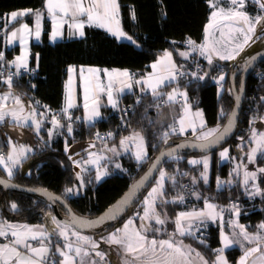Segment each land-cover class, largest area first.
<instances>
[{
  "label": "trees",
  "instance_id": "trees-1",
  "mask_svg": "<svg viewBox=\"0 0 264 264\" xmlns=\"http://www.w3.org/2000/svg\"><path fill=\"white\" fill-rule=\"evenodd\" d=\"M45 3L46 0H0V16L24 9H31L33 12L39 10L43 15L42 41L31 45L32 74L13 78L10 86L20 97H26L35 103L39 115L43 118V127L35 141L34 153L14 169L11 179L22 185L50 189L66 198L76 213L94 216L100 214L120 197L129 185L147 169L166 145L162 140L163 133H169L168 142L185 139L190 135L171 133V128L178 129V119L183 113L182 103L165 101L161 104L171 85L161 88L159 90L161 95L154 97L152 92L142 93L139 85L136 84V94L125 95L123 98L122 105L130 108L123 115L125 124L121 127V118L111 108L106 110L105 119L92 125L85 124L81 120L82 110L76 109L74 111L75 120L73 124H70L73 137L68 138L67 141L83 145L86 141L95 140L94 135L97 131L112 133V136H107V139L100 143L109 153V160L121 166L116 168L113 164L107 165L109 173L99 181L96 180L95 170L82 172L84 184L81 187L76 177V173L81 171L73 163L74 159L69 160V155L65 152L66 142L63 135H66L69 124L64 116L59 119L65 126L63 135L52 140L50 145L46 142L53 116L47 112V108L57 109L63 106L68 67L70 65H98L102 68H127L138 80L149 70L150 63L165 50L175 51L176 48H183L185 46L180 42L189 39L200 42L204 36L211 8L208 0H119L121 25L132 36L135 43L118 41L105 30L96 26H88L83 38H73L51 44L49 42L51 20ZM133 12L135 19L132 18ZM34 16H23L17 23L24 20L33 22ZM8 28H2L1 40ZM1 49L5 56L4 64L19 53L18 46L8 50L2 43ZM37 54L39 55V67L35 71L33 69ZM181 61L179 60L178 64ZM219 63L213 62L209 65L205 62L207 75L204 80L188 77L178 84L180 89L187 92L188 100L193 108L203 111L207 123L205 128L209 129L217 125L222 126L234 105V95L230 84V74L234 66L228 62H222L224 69L220 71ZM222 72L225 74V79L222 82L223 91L219 93L220 85L214 82L213 78L216 79L215 75ZM240 79V77L237 78L238 85ZM2 88H6L5 85L0 87ZM262 97H264V61L247 79V94L234 137L224 146L210 153L213 163L207 183L201 177V173L205 171L203 165L190 164L189 161L192 156H202L208 153L186 151L176 155L179 159L168 158L164 162L161 169L175 178V183L165 180L163 200L168 202L161 204L159 201L156 208L161 218H167L164 224L166 229L161 235L148 231L149 235L169 238L175 231L174 221L177 214L194 205L203 204L206 200L215 202L224 208L226 216L231 205L235 204L242 213V221L249 223L248 227L252 231H256L258 225L264 222V175H258L255 181L249 180L247 185L244 183V165L246 163L248 167L250 166L247 154L254 144L251 139L252 130L257 126L258 121L264 119V99ZM221 110L226 115L222 116ZM7 125V123H0V150L4 153L9 147L2 137V132ZM138 132L144 135L146 141L148 157L144 162L138 163L132 152L118 156L111 151L113 146L120 145L121 139ZM226 147L230 148L231 155L236 156L241 170H244L239 175L234 174L231 159L224 163L220 162V150ZM256 166L264 167V155L258 156ZM157 177L151 187L142 193L123 217L105 225L107 227L105 233L115 231L130 216L136 215L135 222L140 224L141 219L138 218L137 213L139 216L144 213L143 201L155 185ZM194 179L195 182H193ZM218 180L224 182L219 187ZM253 183H256L261 190V194L255 199L249 198L248 195ZM66 188H73V194L68 195L65 192ZM195 194H198L200 198L197 199ZM179 196L184 197L183 202L172 203ZM13 204L16 205L15 209L12 208ZM59 208L63 215L68 216L65 206L60 204ZM48 214L54 216L53 206L41 195L7 189L0 184V218L2 220L14 219L26 223H42ZM157 226L155 222H152L151 228ZM205 232L208 238H203V244L199 242V239L191 236L181 237L177 234L176 238L190 244L211 264L216 259L215 249L220 246L219 226L208 225ZM240 253L241 250L237 247L227 251L232 262L236 261Z\"/></svg>",
  "mask_w": 264,
  "mask_h": 264
},
{
  "label": "snow or ice",
  "instance_id": "snow-or-ice-1",
  "mask_svg": "<svg viewBox=\"0 0 264 264\" xmlns=\"http://www.w3.org/2000/svg\"><path fill=\"white\" fill-rule=\"evenodd\" d=\"M231 4L233 6H238L239 8H242L245 0H230ZM256 2L259 4V7L261 10H264V0H256ZM209 6L211 8L217 9L215 11H212L211 13V19L215 20L217 17H221L224 21H234L236 24H239V27H236L233 29V31L237 33H242L244 36L243 44L237 45V49L235 53L229 52L227 55L221 54L213 45L210 43H204L201 45H196L194 41L188 40L187 44L191 47L193 52H198L200 56H203L206 58L209 65L213 64V56H217L220 60H235L236 56L240 54L241 51H243L244 45L248 43V41L252 38L250 33H255L257 26H260L261 30L264 31V15H258L255 18L250 17L247 13L239 10H233L228 9L225 10L223 8H218L217 0H208ZM45 7L47 8V12L49 15H51L53 22H54V29L52 32V39L55 40L59 35H61V32L58 30L60 26L63 25L65 22L64 17H67L70 15L71 19L74 21V23L70 27H74L79 31V35L83 36V28L85 26V22L89 25H96L98 27L106 28L107 31H109L112 35L116 36L117 39L120 38H126L129 41L132 40L130 36H127V34L120 28V22L118 19V12H119V4L117 0H89L87 6L85 4V0H46ZM11 20L15 21L19 17L27 16V15H35L36 21H35V36L38 39L40 36V30H41V16L42 13L39 10H36L33 12V10L29 9L23 12H12L11 14ZM59 16V24L56 23L57 18ZM86 16V21H80L79 17ZM132 18L135 19V13H132ZM238 18V19H237ZM245 25H247V28L245 29ZM213 27V25L210 23L208 26H206L205 31L208 32L209 28ZM31 29H29V26L27 24L21 25V28L17 29L16 31H13L11 33V36L8 40V43L11 44L17 39L18 33H30ZM19 40L21 44H26L27 41L25 39V36L23 34L19 35ZM135 43V41H132ZM3 53L0 52V59L3 58ZM181 56L187 57L189 53L182 52L180 53ZM254 59V58H253ZM15 63L17 72L16 74H20V69H24L27 71V57L26 56H20L16 58ZM251 61L246 62L247 64H250ZM160 67H164L167 69V76L163 77H156L155 76V70ZM152 69L154 70L153 74H150L147 79L137 80L135 83L146 85V88H142V91H147L148 89H151L152 95L154 97H158L161 95L157 89L165 84V82H171L177 78V72L178 69L176 68V65L172 62V53L171 52H165L163 56H161L156 63H153L151 65ZM73 69H69V72H72ZM83 71V70H82ZM90 72H98L99 70L95 69H89ZM120 75L127 78L128 81H131V77L129 76L127 71H124L123 73H120ZM180 76L184 75H191L194 79L197 80H203L207 73L204 75H198L196 72L192 73H184L179 72ZM110 79L107 84V86H103L100 83H96L95 87H90L89 83H85L84 87V99L85 104L84 108L86 112L88 113L85 119L88 122H93L95 118L101 117L100 113V107H101V101L99 99L100 93H106L107 95V103L111 105L113 108H116L118 106V102L116 99L113 98V81L111 79V74H109ZM223 75L219 77V80H223ZM11 76H9L7 83L9 86H11ZM132 84L130 82H126L124 84L123 88L116 89L117 92H123L124 88L131 89ZM91 93V94H90ZM11 93H7L4 96H0V100H6L8 96H11ZM180 95L183 96L186 100L187 94L186 92L178 93L176 89H173L171 93H168V100L166 102H172L175 101L176 96ZM264 99V97H262ZM17 104H21L19 97L15 98ZM239 100V97H237V101ZM89 101H91V104H89ZM74 105L71 103V99L69 97V103L68 107L63 109V111L66 113L68 111V108L73 107ZM21 111H23V105L21 104ZM8 115L7 112L0 110V122L4 121L5 116ZM13 118L19 123L21 121V117L17 115L15 111L11 113ZM196 115L198 117H201V122L199 125L200 128V134L197 136V140L199 143H193L190 145L191 147H197L202 150L208 149L209 147L216 145L220 143L233 129L234 122H235V111L228 115V123L225 125H217L215 128L204 130L205 124L202 119V112H197ZM221 115H226L223 110H221ZM29 117H23V121L26 123ZM34 119V117H33ZM70 120L71 117H68ZM79 119V118H77ZM37 131L40 128V122L35 121ZM52 123L54 126L60 127L59 121L53 118ZM187 127H190L195 134L197 131V126L193 123H189ZM187 130L184 119L181 118L180 120V127L179 129L171 128V133L173 135L179 133L183 134ZM67 131L69 134L72 132V127L69 124ZM49 135L51 136V132H49ZM109 137L112 136V133L107 134ZM97 138L99 137V133H97ZM169 139V133L165 132L162 135V140L165 144L168 143ZM243 139V138H242ZM251 139L255 143V147H252L247 154V160L249 163H254L257 154L264 155V132H257L255 129L252 131ZM132 143L136 145V151L134 152V157L138 163L144 162L147 158V151L143 144V137L140 136L139 133H134L131 137H125L121 139L120 144L122 147L125 148V151H127V144ZM92 147H95V145H91ZM189 145L186 144H180L177 145V148L169 149L166 152H161V156L157 157L156 160L152 163V165L149 168L148 173L145 174L144 177L141 178L140 181L136 182V184L133 186V189L130 190L129 193L125 194V197L121 202H118L117 206H114L113 209L110 210L109 214H106L108 218L115 219L117 214L121 211H123L124 206H126L130 201L132 200L133 196L135 195V192L143 187L145 181L149 179L151 176V173L153 170L159 171V178L156 180V186L152 187L151 191L148 193V195L145 197L143 204H144V215L139 216V213H137V216L139 219L143 221H154L157 225H164L166 223V217L161 218V214L156 211L157 208V201L159 200L161 204L167 203L168 201L163 200L164 196V186H165V180H171L173 183H175V178L172 176H169L163 169H158L157 165L161 163V159L163 157H168L169 159H179L175 155L177 150L179 148H183ZM25 148L21 146L19 156L14 158L15 154V148L13 149V153H10L7 157L8 161L12 162V165H16L19 163V157L24 156L25 154ZM27 151H30L28 149ZM111 151L115 152V148H112ZM65 152H68V146L66 144L65 146ZM90 159L84 161V164H93L97 165V175L96 180L99 181L103 175L106 174V172L99 171V161L101 159H105L103 156H96L94 153H89ZM221 159H227L228 158V149L225 148L223 151L220 152ZM69 160H72V157H68ZM73 163L77 166H81V162L79 160H73ZM190 164H203V167L205 169L204 172L201 173V177L203 178L204 182L207 183L208 176H207V169L209 167V159L207 156L203 157L201 160H190ZM0 165H4L5 168H7L8 176L11 177L13 175L12 168L9 167L5 163V158L0 156ZM116 168H120L121 166L119 164L115 165ZM239 168V165L237 166ZM81 171H87L86 168H81ZM236 171V169H234ZM257 172L264 174V168H258L256 171L249 172L247 171V168L245 166L244 171V183L245 185L248 184L249 180L255 181L257 179ZM183 175H187V173H183ZM76 177L78 180H80V186L83 187L84 181L83 178L80 175V172L76 173ZM195 182V179L193 180ZM224 183L223 181L218 180V187ZM230 183V182H229ZM0 184L7 185V182L4 180H0ZM254 188H256V191L254 193H250V195H256L260 194V189L258 186L253 185ZM73 188H66V193H73ZM48 195L47 193H45ZM197 195V199H199V195ZM50 198H53L50 196ZM55 199H59V197H55ZM184 197L179 196L175 198L172 203H176L177 201L183 202ZM215 205L209 203L207 200L205 201V208L208 209V211L204 210H193L191 212H180L177 214L176 219L174 221L175 223V231L169 236L168 239H161L157 240L156 238L149 239L147 236L148 231L152 232H159L161 231L160 228H151L149 224H141L140 229H136L132 231L131 233L128 231L129 226L133 224V220L129 219L127 223H125L123 229H117L115 232L111 233L107 238V243L119 245L122 246L124 249V252L126 255H129L132 257L131 264H136V261L141 260L143 258V264H194L193 259H191L193 253H195V257L199 259L200 264H209V261L205 260L204 257L199 253L196 252L195 249H193L190 245H184L182 240L176 239L177 234L181 237L183 236H191L194 239H199L200 243H204V240L201 238H198L196 236V233L201 230V227H206L207 222L209 220L216 221L217 218L220 216L219 213L215 212ZM12 208L15 209L16 205L13 204ZM232 209L234 211V214L238 217L240 215L239 209L233 205ZM105 217H100L95 221H86L82 220L80 218L75 217L74 215L71 217V220L69 222L61 223L55 219V217L52 218V222L55 225V230H59V235L64 237L65 239L69 236V228H72L74 226L79 227H92L97 224H100L103 222ZM231 224H233L235 227H238L240 229L239 235L243 238V240L248 241L249 243L255 242L256 246L252 248H248L245 250L244 255L241 257L239 264H247L248 258L250 256H253L254 254L259 253L255 257V260L253 264H264V252L261 251V244H264V235H261V232H264V222H262L260 225H258V232L256 234H249L244 225H240L237 221H231ZM31 231V230H29ZM7 233L3 230H0V236H5ZM72 236H76L79 240L84 241L85 243H91L92 248L95 249L99 245L91 241L89 237L81 236L78 231H72ZM12 236L16 239L13 242V246L9 245H0V260H2L3 264H43V261L49 252V249L44 246L43 240H41V247L40 248H34L30 244L27 243L28 237L22 234H19L15 231L12 232ZM39 236L43 237L44 233H39ZM32 240L38 239V236L36 234L31 235ZM222 247L215 249V252L217 253L216 259L211 262V264H227L226 258L223 256V252L225 249L231 247L233 244L239 243V241H234L230 239L223 231H221L220 235ZM23 244L24 248L27 249L32 255L22 254L19 249L16 247V245ZM65 247L69 250L73 248V244L71 242L66 243ZM56 251L60 254V256L63 258L61 261L58 262V264H75L74 257L69 255L67 252H65L62 248L57 247ZM82 252L81 247L75 248V254L76 256H80ZM84 255H88L86 251L83 253ZM96 255L101 257L103 259V253L96 252ZM95 264V262H93ZM125 264H129V261L126 259Z\"/></svg>",
  "mask_w": 264,
  "mask_h": 264
},
{
  "label": "crops",
  "instance_id": "crops-1",
  "mask_svg": "<svg viewBox=\"0 0 264 264\" xmlns=\"http://www.w3.org/2000/svg\"><path fill=\"white\" fill-rule=\"evenodd\" d=\"M89 0H85V4L87 6ZM118 4H119V0H117ZM47 9V8H46ZM28 9H24V10H18V11H14V12H23L26 11ZM10 13H6L0 16V33L3 27L8 28L4 35L3 38L1 40L0 38V52L3 53L1 46L2 43L4 45V47H6L8 50H12L15 47H19V53H17L14 58L11 61H8L6 64H4V55L3 58L0 59V87L2 85H5L6 88H2L0 92V96H4L7 93H11V96H8V98L6 100H0V104L3 105L4 108L7 107V109L5 110V112L9 111V108L11 106V102L14 101V94H17L16 91L11 88L9 86V84L7 83V80L9 78V76L7 75V71L8 68L13 65V67L16 69L15 63H13L14 61H16L17 57L20 56H26L27 57V69L31 70V66H30V61H31V56H32V49H31V45L32 43H41L42 41V32H43V15L41 16V30H40V36L37 39L35 36V21H36V17L34 16L33 22H28L26 20L21 21L19 23H17V21L19 20V17L17 20L12 21L11 20V14ZM23 17V16H22ZM118 19L120 22V28L127 34V36H130L132 38V36L130 34H128L122 27L121 25V18H120V4H119V12H118ZM50 20H51V31L49 34V42L51 44H55L59 41H64V40H70L73 38H83L86 34V28L88 26H96V25H89L85 22V26L83 28V32L84 35L80 36L79 35V31L77 29H75L74 27H70L74 21L71 19L70 15L67 17H64L65 22L63 23L62 26H60L58 28V30L61 32V35H59L55 40H53L52 37V32L54 29V22L53 19L50 15ZM80 21H86V16H81L79 17ZM57 24H59V16L57 18L56 21ZM3 24V26H2ZM23 24H27L29 26V29H31L30 33H18L17 34V39L9 44L8 40L11 36V33L13 31H16L17 29L21 28V25ZM98 27V26H96ZM103 30H105L106 32H108L110 35H112L109 31H107L106 28H102L99 27ZM23 34L25 36V39L27 41L26 44H21L20 40H19V35ZM114 36V35H112ZM116 39L117 37L114 36ZM118 41H126V42H132L133 38L131 41H129L126 38H120L117 39ZM205 43V39L204 36L202 38V40L200 42H195L196 45H201ZM179 49H182L184 51H186L187 53H189V55L187 57L181 56L180 53H182L183 51H179ZM171 52L172 53V62L176 65V67L178 66V61L179 60H184L193 56H200L198 52H193L190 46H185L183 48H176L175 51L173 50H165L156 60H154L153 62L150 63L149 65V70L142 75L138 80H142V79H147L149 77L150 74L154 73V70L152 69L151 65L153 63H156L157 60L163 56V54L165 52ZM4 54V53H3ZM204 59H206L203 56H200ZM213 62L219 63V62H224L221 61L220 59H216L213 58ZM7 65V66H6ZM39 67V55H36V62H35V66L33 70H37ZM73 69L72 72H69V69ZM89 69H95V70H99L98 72H90ZM83 70V71H82ZM20 71H25L24 69H20ZM124 71H127L129 76L132 78L131 81H128L126 77L120 75V73H123ZM109 74H111V79L113 81V98L117 100L118 102V106L116 108H113L111 105H109L107 103V95L106 93H100L99 94V99L101 101V107H100V113H101V117L99 118H95V120L93 122H88L85 117L87 116V112L84 108V104H85V99H84V87H85V83L88 82L90 87L94 88L96 83H100L103 86H107L110 76ZM167 69L164 67H160L158 66V68L155 70V76L156 77H163V76H167ZM225 79V74L224 72L222 73H218L217 75H215L216 77V81L220 84H222L223 80H219V77L222 76ZM13 78H11L12 81ZM135 81H137L136 77L134 76L133 72L130 71L127 68H118V67H100L98 65H70L67 69V78L65 81V86H64V95H63V108H67L68 107V103H69V97L71 99V103L74 105L71 108H68V110L71 111H75L76 109H81L83 112V116L81 117V120H83L85 122V124L87 125H92L100 120H103L106 118V110L108 108H111L113 110V112H115L116 110H118L121 105H122V101L125 95H134L136 94L137 88H136V84ZM126 82H130L132 84L131 89L128 88H124L123 92H117L116 89H120L124 87V84ZM139 85V90L142 91V88H146V85H142V84H138ZM167 85H171L170 90L166 93L165 96V101L168 100V93H171L173 91V89H176L178 93L181 92H186L184 89H180L178 87V84L175 82V80L169 82H165V84L161 85L157 91L161 90V88H163L164 86ZM12 91L14 92V94L12 93ZM223 91V85L220 86L219 89V93H221ZM146 92H151V89H148L147 91H142V93H146ZM91 94V93H90ZM187 94V92H186ZM182 102L183 104V113L180 116V118L178 119V129L180 127V120L181 118L184 119V123L185 126L187 128V130L182 134L184 136L190 135V137L196 136L197 138V133L200 131L199 125L201 122V117H198L196 115L197 112H202V119L204 121L205 127H206V118L204 116V113L202 110L200 109H195L193 108V106L191 105V103L188 100V94H187V98L185 100V98L183 96L177 95L175 101L169 102V103H180ZM89 104H91V101H89ZM9 114V113H8ZM53 118H55L54 116L51 117V121H50V127H49V131H48V138L46 139V142L48 145H50L52 143V140H54L55 138H57L59 135H63V131L65 130V126L64 123L59 120L58 118H55L56 120L59 121L60 127L54 126L52 123ZM12 119H7L4 122H0V123H7L8 128L11 129L13 128V125H18L17 122L15 121H11ZM41 120V125L43 127V118L40 119ZM193 123L197 126V131L194 134L192 129L190 127H187V125L189 123ZM9 124H11L12 126H10ZM21 126L23 125V129H29L32 130L33 126L30 123V121L26 122V123H20ZM258 133L260 132L257 129V126L254 128ZM42 130V129H41ZM253 131V130H252ZM41 132V131H40ZM49 132H51V136L49 135ZM133 136V135H132ZM252 136V135H251ZM73 137V130L71 132V134L68 133V131H66V135H63V138L68 146V152L67 154L69 156H74L77 157L80 162H81V166H80V171L81 168H86L87 171L90 170H95L96 174H97V165H93V164H84L83 162L90 159L89 157V153H94L96 156H103L105 157V159H101L99 161V169L101 167H107V163H105L106 161V155H109V153L105 150V148H103L101 145L100 147L96 145V140H90V141H86V144L80 145V144H72L69 143L67 140L68 138H72ZM131 137V136H129ZM253 141V140H252ZM254 143V142H253ZM91 145H95V147H92ZM34 147L31 148H25V154L22 157H19V163L16 165H12L11 161L7 160L8 155L10 154V149L8 148L7 151L4 153L0 150V156L5 158V163L12 168V172H14V169L19 167L20 164L22 163V161L27 158L28 156L32 155L35 151V147H36V142L33 145ZM66 146V145H65ZM19 147V146H18ZM253 147H255V143L253 144ZM100 148V149H99ZM113 148V147H112ZM111 148V149H112ZM28 149H30V151H27ZM131 149V150H130ZM130 149L128 152H132L134 154V152L136 151V147L135 144L130 145ZM72 150L75 151V153H72ZM19 152L20 150H16L15 154H14V158H16L17 156H19ZM114 153V152H113ZM148 157V154H147ZM234 163H236L237 165H239V161L237 160L236 156L234 155ZM231 158V150L229 148V152H228V158L227 159H221L220 157V162L224 163L228 160H230ZM236 158V159H235ZM147 159V158H146ZM105 163V164H104ZM110 163V162H109ZM111 164V163H110ZM246 168L248 169V165L245 163ZM239 169L241 170V167L239 165ZM244 169V168H243ZM0 170L5 174V176H8V172H7V168H5L4 165H0ZM244 170H241L240 173H242ZM81 172H86V171H81ZM108 175V173H107ZM106 175V176H107ZM13 176V175H12ZM11 176V177H12ZM9 177V178H11ZM253 185H255V183H253L250 187V189H252ZM78 193V190H77ZM73 193H68V195H72ZM249 195V194H248ZM249 198L251 199H255L256 197L250 196ZM209 203L215 205V209L214 211L219 213L220 216L217 218L216 221H211L209 220L207 222V226L206 227H201V230L199 232L196 233V236H200V234H204L208 225H218L219 226V241H220V247H222V243H221V239H220V235H221V231H223L230 239L234 240V241H239V243L233 244L231 247L225 249V251L223 252V256L226 258L227 260V264H239V261L241 259V257L244 255V252L246 249L248 248H252L256 246L255 242L249 243L248 241L243 240V238L239 235L240 229L238 227H235L233 224H231V221H237L240 225H244L246 231L249 234H256L258 232V229L256 231H252L251 229H249L248 224L246 222H243L241 219V215L242 213L240 212L239 209V213L240 215L237 217L234 214V211L232 208H230L227 216H226V210L222 207H220L217 203L212 202V201H208ZM193 210H204V211H208V209L205 208V202L203 204L200 205H194L193 207L186 209V210H182L181 212H191ZM143 215V214H142ZM131 217L127 218L125 220V222L120 225L117 229H123L125 223H127ZM56 219V218H55ZM57 221H59L58 219H56ZM142 221V220H141ZM62 223V222H61ZM134 223V227L135 229H132V231L136 230V229H140V225L137 224L135 222V219L133 221ZM262 223V222H261ZM260 223V224H261ZM259 224V225H260ZM55 225L52 222V219L49 220L48 224H45V221H43L42 223H26V222H21L18 220H14V219H3L1 220V224H0V230H3L7 233V235L2 236V237H6L9 238L10 240H12V242H6L4 241V239H0V245H9L10 247L13 246V242L16 239L15 237L12 236V232L15 231L19 234L25 235L28 237L27 243L30 244L32 247L34 248H40L41 247V240H43V244L44 246H46L49 249V252L47 253L43 264H58L59 261H61L63 258L60 256V254L56 251L57 247L62 248L65 252H67L69 255H71L72 257H74L75 260V264H93V262H95V264H112L109 263V258L113 255H116L115 251L113 250V246H115L114 244H109L107 243V238L108 236L115 232V231H111L110 233H105V232H100L98 235L94 234L91 231H78L75 228H69V236L67 239H65L64 237L59 235V230H55ZM31 230V231H29ZM72 231H78L80 233L81 236H85V237H89L91 241L96 242L99 246L95 249L92 248L91 243H85L82 240H79L76 236H72L71 232ZM43 232L44 236L41 237L39 236V233ZM36 234L38 236V239L36 240H32L31 239V235ZM261 235H264V232H261ZM147 236L149 239L152 238H156L158 239L157 236L154 235H149L147 232ZM71 242L73 244V248L71 250L67 249L65 247L66 243ZM119 246V245H117ZM16 247L19 249V251L22 254H27V255H32V253H30L27 249L24 248L23 244L21 245H16ZM76 247H81L82 252L80 256H76L75 254V248ZM239 248L241 250L240 255L238 256V258L236 259L235 262H232L228 255H227V251L233 248ZM84 251H86L88 253V255H84ZM261 251L264 252V246L261 245ZM96 252H101L103 253V259H101V257L96 255ZM217 255V253H216ZM259 255V253L254 254L253 256H250L248 258L247 264H253L255 257ZM192 258H195V254L193 253ZM131 261H132V257H131ZM194 264L197 263L196 260H193ZM0 264H3L2 260H0ZM118 264V262H117ZM136 264H143V258H141V260L136 261Z\"/></svg>",
  "mask_w": 264,
  "mask_h": 264
},
{
  "label": "rangeland",
  "instance_id": "rangeland-1",
  "mask_svg": "<svg viewBox=\"0 0 264 264\" xmlns=\"http://www.w3.org/2000/svg\"><path fill=\"white\" fill-rule=\"evenodd\" d=\"M217 4H218V8H223L225 10L233 9V10L243 11V12L247 13L252 18H255L258 15H264V10L260 9L259 4L256 2V0H245V3H244L242 8H239L238 6H233L231 4L230 0H217ZM215 10H217V9H214V8L210 9L208 20H207L206 25H205V29H206V26H208L210 23L213 25V27L209 28L208 32H206L204 30L205 43L207 42V43H210L211 45H213L221 54L227 55L229 52H232L234 54L236 49H237V45L243 44V41H244V36L242 33H237L235 31H233L234 28L239 27L240 25L236 24L234 21H224L221 17H217L215 20H212L211 19V13H212V11H215ZM244 27L246 29L247 25H245ZM249 35H251L252 38L248 41V43L246 45H244L243 51H241L240 54L238 56H236L235 60H221V61L228 62L232 66H235L238 62L244 61L245 59H247L248 57H250L254 53H256L259 50L264 48V36H263L264 31L261 30L260 26H257L255 33H250ZM179 51L180 52L181 51L186 52L182 49H179ZM213 58L219 59L215 55L213 56ZM0 92H2L1 89H0ZM12 93L14 94L13 91H12ZM16 97H19L20 102L23 105V111H21V104L16 103V100H15ZM6 109H7V107L4 108L3 105L0 104V110L5 111ZM13 111H15L17 113V115H19L22 118L19 123L11 115V113ZM7 113H9V114L5 116L4 121L7 119H12L11 121H15L18 123V125H13V128H11V129H9L8 126H6L4 131L2 132V137L4 139V143L9 145L8 148L10 149V153H13L14 148H15V151L20 150L21 146H23L24 148L34 147L33 145H34L37 137L40 135V131L42 129L41 120H40L42 118V116L39 115V111H38L35 103L26 97H20L18 94H14V101L11 102V106H10L9 111ZM23 117H29L27 122L30 121V123L32 124V126H33L32 130L23 129V125L21 126V124H20V123H25L23 121ZM33 117H34V119H33ZM34 120L40 122V128L38 131H37L36 123L34 122ZM207 129H209V128H204V130H207ZM257 129L260 132H264V119L258 121ZM200 131L197 133L198 136L200 134ZM139 134H140V136L143 137V144H144V147L146 148V141H145L144 135L141 133H139ZM193 137L196 138V136H193ZM130 145H131V143H128L126 145L127 149H128L127 151H125V148L122 147L121 144L118 146L115 145V146H113V148H115L114 153L118 156L123 155V153H126L129 151ZM135 147H136V145H135ZM226 148L228 149V152H229V147H226ZM224 149L225 148L221 149L220 152L223 151ZM146 151H147V148H146ZM72 153H75V151L72 150ZM147 154H148V152H147ZM259 155L260 154L258 153L257 158ZM205 156H207L209 159V167L207 169V176H209L210 171H211V166L213 163V157L210 153L204 154L202 156H192L190 158V160H201ZM233 156L234 155H231V158H230L231 161H234ZM72 158L74 160H79L77 157H75V155L72 156ZM257 158H256V160H257ZM106 159H107V165L108 166L110 163L113 165L118 164L117 162L112 163V160H109L110 157H108V155H106ZM256 160L254 163H250V166L248 167L249 172L256 171L258 168H264V167H257L256 166ZM237 166L238 165L236 163L233 164V171H234V169H236V171H234L235 175H239L241 172V170L239 168H237ZM78 169H80V167H78ZM99 171L106 172V174L103 175L101 177V179H103L107 175V173H109L108 169L106 167H101L99 169ZM0 173H3V172L0 171ZM260 174L261 173L257 172V176ZM80 175L82 177V172H80ZM158 178H159V174H158L157 179ZM255 185L258 186L256 183H255ZM155 186H156V183L153 187H155ZM258 188H259V186H258ZM151 189L149 190V192L151 191ZM164 189H165V186H164ZM255 191H256V188L252 187V189L249 190V195H250V193H254ZM260 194H261V190H260ZM260 194L250 195V196L257 198V197H259ZM158 202H159V200L157 201V203ZM233 205H235V204H232L231 206H233ZM156 211H157V209H156ZM143 215H144V213H143ZM143 215H141V216H143ZM53 217H54L53 214L46 215L45 219H44L45 224H48L49 220L52 219ZM130 217H131L130 219H132L134 221L136 215L130 216ZM152 222H154V221H151V220L143 221L142 220L139 225L141 226V224H149L151 226ZM162 226L158 225L157 227H153V228H160L161 229V231L154 232V233L161 235L163 232H165L166 228L164 225H162ZM106 228H107L106 226H102V227H99V228L92 230L91 232L98 235L100 232H104L106 230ZM132 229H135L134 223L129 226L128 231L131 233ZM200 233H199V235H200L199 237L201 239H203V237H202L203 234H200ZM161 239H168V238L167 237L166 238L165 237H158L157 240H161ZM176 239H178V238H176ZM178 240H180V239H178ZM183 244L184 245H190L184 241H183ZM112 248L115 251L116 255H113L109 258V261H110L109 263L117 264V262H118V264H125V260L127 259L129 261V264H131V256L125 254L122 246L115 245ZM192 248L195 249L194 247H192ZM196 252H198V251L196 250ZM191 259L196 260L197 261L196 264H200V261L198 258L195 259V258L191 257Z\"/></svg>",
  "mask_w": 264,
  "mask_h": 264
},
{
  "label": "water",
  "instance_id": "water-1",
  "mask_svg": "<svg viewBox=\"0 0 264 264\" xmlns=\"http://www.w3.org/2000/svg\"><path fill=\"white\" fill-rule=\"evenodd\" d=\"M247 61H251V63L247 64V66H246ZM263 61H264V48L259 50L256 53H254L253 55H251L250 57H248L244 61L238 62L234 66V70L230 74V84L232 86L233 95H234V105H233V108H232L230 114L233 113V111H235V114H236L235 115V122H234V127H233L232 131L222 141H220V143L213 145V146L209 147L208 149L202 150L200 148L190 146L193 143H199L197 138H194V137H187L185 139H181L178 141L168 142L159 151V153L155 156V158L152 160V162L147 167V169L135 181H133L129 185L127 190L98 215L89 216V215L78 214L74 211V209L72 208L69 201L66 198H64L63 196L59 195L58 193H56L50 189L43 188V187H30V186L19 184L18 182H15L11 178L4 176L3 174L0 173V180L6 181L8 186H5V184H1V185L7 189L20 190V191H24V192H28V193L41 195L42 197H44L46 200H48L52 204L53 210H54V217L62 223L69 222L73 215L77 218H80V219L86 220V221H95L100 217H105V219L103 220L102 223L97 224V225L92 226V227L74 226L73 228H75L78 231H85V232L92 231L96 228L105 226L108 223L118 221L121 217H123L129 211V209L132 207V205L135 203V201L142 195V193L151 187V185L155 181L159 171H157V170L152 171L151 176L149 177V179L147 181H145L143 187L139 188L135 192V195L133 196L130 203H128L126 206H124L123 211L119 212L115 219L108 218V216L106 214H109L110 210L113 209L114 206H117L118 202H121L123 200V198L125 197V194L129 193L130 190L133 189V186L136 184V182L140 181L141 178L144 177L146 173H148L149 168L152 165V163L156 160L157 157L161 156V152H166L169 149L177 148V145H180V144H186L189 146L179 148L177 150V152L175 153V155H178V154L186 152V151L187 152L191 151V152L212 153V152L218 150L219 148H221L222 146H224L226 143H228L234 137L236 130H237V127H238V124H239V121H240V116H241L244 100H245L246 94H247V79H248L249 75L255 70V68L259 64H261ZM238 77L241 78L239 85L237 84V78ZM237 97H239L238 101H237ZM227 123H228V117H227V119L223 125H225ZM95 143L97 146L100 147V145H101L100 141H96ZM167 159H168V157H166V156L163 157L161 159V163L157 165V168L161 169L164 162ZM45 193H47L48 195H46ZM50 196L53 198H50ZM55 197H59V199H55ZM60 204L65 206V208L67 209V212H68V216H65L61 213L60 208H59Z\"/></svg>",
  "mask_w": 264,
  "mask_h": 264
},
{
  "label": "built area",
  "instance_id": "built-area-1",
  "mask_svg": "<svg viewBox=\"0 0 264 264\" xmlns=\"http://www.w3.org/2000/svg\"><path fill=\"white\" fill-rule=\"evenodd\" d=\"M181 45L184 46H189L187 44V41L185 42H180ZM205 62H207L206 59L202 58V57H198V56H193L187 59H184L181 61L180 64H178V66L176 67L178 69L177 72V78L175 79V82L177 84H179L181 81L187 79L188 77H192L191 75H184V76H180L179 72H184V73H192V72H196L198 75H204L205 73H207L206 70V66H205ZM218 69L220 71H222L224 69V65L222 63L218 64ZM17 69H15L13 67V65H11L8 68L7 71V75L11 76V78H20L25 74H32V70L28 69L27 71H20V74H16ZM193 78V77H192ZM205 79V78H204ZM203 79V80H204ZM214 82H217L215 78H213ZM220 86H222V84L219 83ZM220 89V88H219ZM165 100H162L161 104H164ZM182 103V102H180ZM130 107L125 106V105H121V107L116 110V114L119 115V117L121 118V124L120 127L123 126L124 123V119H123V115L125 113H127V111L129 110ZM63 106L61 108H57V109H51V108H47V112H50L55 118L61 119L62 116H64L67 120L68 124H73L74 120H75V116H74V112L71 110H68L66 113L63 111ZM68 117H71V119L69 120ZM97 133H99V137L97 138ZM108 133H103L100 131H97L94 135V138L96 141H102V140H106L107 139V135ZM232 207V206H231ZM1 218H0V224H1ZM203 238H208V234H206V232L202 235ZM0 239H4V241L6 242H12V240H10L9 238L6 237H2L0 236ZM262 246H264V244H261Z\"/></svg>",
  "mask_w": 264,
  "mask_h": 264
},
{
  "label": "bare ground",
  "instance_id": "bare-ground-1",
  "mask_svg": "<svg viewBox=\"0 0 264 264\" xmlns=\"http://www.w3.org/2000/svg\"><path fill=\"white\" fill-rule=\"evenodd\" d=\"M200 238V237H199Z\"/></svg>",
  "mask_w": 264,
  "mask_h": 264
}]
</instances>
